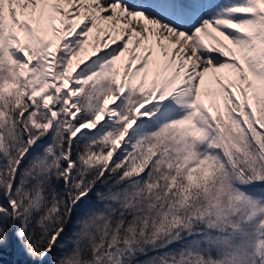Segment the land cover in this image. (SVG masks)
<instances>
[{"label":"snow or ice","instance_id":"1","mask_svg":"<svg viewBox=\"0 0 264 264\" xmlns=\"http://www.w3.org/2000/svg\"><path fill=\"white\" fill-rule=\"evenodd\" d=\"M13 243L28 264H264V0H0Z\"/></svg>","mask_w":264,"mask_h":264},{"label":"trees","instance_id":"2","mask_svg":"<svg viewBox=\"0 0 264 264\" xmlns=\"http://www.w3.org/2000/svg\"><path fill=\"white\" fill-rule=\"evenodd\" d=\"M0 261L2 264H28L27 258L14 243L3 251Z\"/></svg>","mask_w":264,"mask_h":264}]
</instances>
